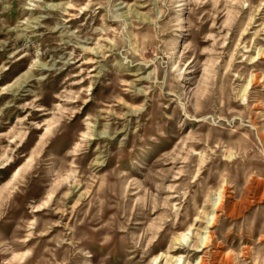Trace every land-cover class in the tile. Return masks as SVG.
I'll use <instances>...</instances> for the list:
<instances>
[{
    "label": "clouds",
    "instance_id": "clouds-1",
    "mask_svg": "<svg viewBox=\"0 0 264 264\" xmlns=\"http://www.w3.org/2000/svg\"><path fill=\"white\" fill-rule=\"evenodd\" d=\"M0 264H264V0H0Z\"/></svg>",
    "mask_w": 264,
    "mask_h": 264
}]
</instances>
